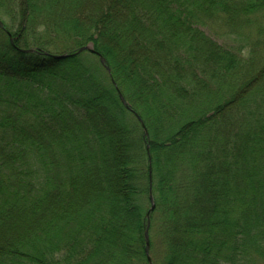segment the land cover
Masks as SVG:
<instances>
[{
	"label": "trees",
	"instance_id": "trees-1",
	"mask_svg": "<svg viewBox=\"0 0 264 264\" xmlns=\"http://www.w3.org/2000/svg\"><path fill=\"white\" fill-rule=\"evenodd\" d=\"M149 174L153 264H264V0H0V264H149Z\"/></svg>",
	"mask_w": 264,
	"mask_h": 264
},
{
	"label": "water",
	"instance_id": "water-1",
	"mask_svg": "<svg viewBox=\"0 0 264 264\" xmlns=\"http://www.w3.org/2000/svg\"><path fill=\"white\" fill-rule=\"evenodd\" d=\"M83 50H89L91 52H94L93 49H91L89 46H83L81 47L80 49L77 50L76 53H79ZM24 51H32V49H28V50H24ZM56 57H65L66 54H59V55H55ZM99 56V59L100 61L104 64L105 61H104V58L101 56V55H98ZM119 97L121 99V101L123 102V104H125V101H124V98L122 97L121 94H119ZM142 124V128H143V131H144V134L147 135V131L144 127V124ZM148 199H149V209L147 210L146 212V218H147V224H146V229H145V233H144V237H145V253H146V256H147V260L149 262V264H153L152 260H151V257L149 255V238H148V227H149V214L150 212H152L154 210V207H155V203H154V199H153V195H152V191H151V178H150V174H149V192H148Z\"/></svg>",
	"mask_w": 264,
	"mask_h": 264
},
{
	"label": "rangeland",
	"instance_id": "rangeland-1",
	"mask_svg": "<svg viewBox=\"0 0 264 264\" xmlns=\"http://www.w3.org/2000/svg\"><path fill=\"white\" fill-rule=\"evenodd\" d=\"M202 29L207 35H209L211 38H213L217 43L221 44L222 46L227 47L233 51L234 48H238V44L232 38L228 39L224 36V32L220 27L216 25H213V27H209V28L202 26Z\"/></svg>",
	"mask_w": 264,
	"mask_h": 264
}]
</instances>
